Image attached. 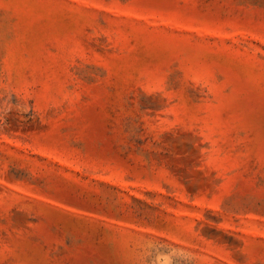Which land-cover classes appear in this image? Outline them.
I'll use <instances>...</instances> for the list:
<instances>
[{"label":"rangeland","instance_id":"374dc122","mask_svg":"<svg viewBox=\"0 0 264 264\" xmlns=\"http://www.w3.org/2000/svg\"><path fill=\"white\" fill-rule=\"evenodd\" d=\"M0 264H264V0H0Z\"/></svg>","mask_w":264,"mask_h":264}]
</instances>
